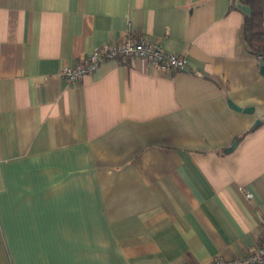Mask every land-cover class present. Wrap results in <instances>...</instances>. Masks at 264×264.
Wrapping results in <instances>:
<instances>
[{
	"label": "crops",
	"instance_id": "1",
	"mask_svg": "<svg viewBox=\"0 0 264 264\" xmlns=\"http://www.w3.org/2000/svg\"><path fill=\"white\" fill-rule=\"evenodd\" d=\"M126 36L186 66L59 74ZM260 62L235 0H0V264L248 255L264 237Z\"/></svg>",
	"mask_w": 264,
	"mask_h": 264
},
{
	"label": "built area",
	"instance_id": "2",
	"mask_svg": "<svg viewBox=\"0 0 264 264\" xmlns=\"http://www.w3.org/2000/svg\"><path fill=\"white\" fill-rule=\"evenodd\" d=\"M138 56L147 60L152 65L161 69H183L187 59L184 55L165 50L159 44L145 38H134L126 36L116 42H105L92 49L88 55L72 66H64L59 74L68 82H76L85 74L95 70L99 63L105 59L116 57ZM262 61V57L258 56ZM246 196H252L247 191ZM213 264H264V237H262L255 248L243 258L225 260L217 258Z\"/></svg>",
	"mask_w": 264,
	"mask_h": 264
},
{
	"label": "trees",
	"instance_id": "3",
	"mask_svg": "<svg viewBox=\"0 0 264 264\" xmlns=\"http://www.w3.org/2000/svg\"><path fill=\"white\" fill-rule=\"evenodd\" d=\"M242 5L249 7V12H242L243 37L252 54L261 56L264 67V0H240ZM213 264V263H212Z\"/></svg>",
	"mask_w": 264,
	"mask_h": 264
},
{
	"label": "water",
	"instance_id": "4",
	"mask_svg": "<svg viewBox=\"0 0 264 264\" xmlns=\"http://www.w3.org/2000/svg\"><path fill=\"white\" fill-rule=\"evenodd\" d=\"M235 1H236V4L241 8L242 11L249 12V7L248 6L242 5L240 3V0H235ZM257 122L259 123L260 122V119Z\"/></svg>",
	"mask_w": 264,
	"mask_h": 264
}]
</instances>
